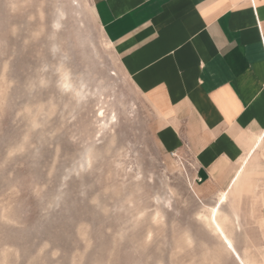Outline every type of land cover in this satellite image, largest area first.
Masks as SVG:
<instances>
[{
  "label": "rangeland",
  "instance_id": "1",
  "mask_svg": "<svg viewBox=\"0 0 264 264\" xmlns=\"http://www.w3.org/2000/svg\"><path fill=\"white\" fill-rule=\"evenodd\" d=\"M92 7L0 0V264H241ZM257 202L219 213L247 264H264Z\"/></svg>",
  "mask_w": 264,
  "mask_h": 264
},
{
  "label": "crops",
  "instance_id": "2",
  "mask_svg": "<svg viewBox=\"0 0 264 264\" xmlns=\"http://www.w3.org/2000/svg\"><path fill=\"white\" fill-rule=\"evenodd\" d=\"M92 3L166 147L190 153L193 193L204 201L225 191L220 210L230 196L255 194L264 244V0Z\"/></svg>",
  "mask_w": 264,
  "mask_h": 264
},
{
  "label": "bare ground",
  "instance_id": "3",
  "mask_svg": "<svg viewBox=\"0 0 264 264\" xmlns=\"http://www.w3.org/2000/svg\"><path fill=\"white\" fill-rule=\"evenodd\" d=\"M226 199H227V193L225 191L219 192L213 204L209 208L208 220H209V223L212 225L214 231L218 234L219 238L222 240L223 243L225 239H227L229 243H232L230 236H228V234L226 233L224 229L225 226L223 227V225L217 219V215H219L218 212L220 210L219 208ZM225 246L227 247L226 244ZM231 251L234 252L235 256L237 257V259L239 260L241 264H247L243 261V259H241V257L239 256L235 248L234 250H231Z\"/></svg>",
  "mask_w": 264,
  "mask_h": 264
},
{
  "label": "snow or ice",
  "instance_id": "4",
  "mask_svg": "<svg viewBox=\"0 0 264 264\" xmlns=\"http://www.w3.org/2000/svg\"><path fill=\"white\" fill-rule=\"evenodd\" d=\"M101 116H103V112L100 113ZM115 119V117H113ZM13 155V153H9V156ZM224 243L227 245V248L229 250H234V245L232 243H229L227 239L224 240Z\"/></svg>",
  "mask_w": 264,
  "mask_h": 264
}]
</instances>
